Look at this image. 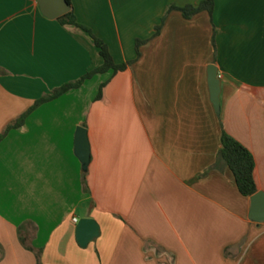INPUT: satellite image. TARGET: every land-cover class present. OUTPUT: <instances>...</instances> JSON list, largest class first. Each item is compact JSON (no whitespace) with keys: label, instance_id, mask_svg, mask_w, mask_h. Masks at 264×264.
Here are the masks:
<instances>
[{"label":"crops","instance_id":"0c3cea01","mask_svg":"<svg viewBox=\"0 0 264 264\" xmlns=\"http://www.w3.org/2000/svg\"><path fill=\"white\" fill-rule=\"evenodd\" d=\"M70 1L132 65L40 106L0 144V264H264V222L221 158L226 132L254 155L264 192V0H215L213 17L190 20L171 7L202 0ZM103 63L89 33L38 0H0V135ZM75 219L101 227L87 248Z\"/></svg>","mask_w":264,"mask_h":264},{"label":"trees","instance_id":"16d2710c","mask_svg":"<svg viewBox=\"0 0 264 264\" xmlns=\"http://www.w3.org/2000/svg\"><path fill=\"white\" fill-rule=\"evenodd\" d=\"M68 2L72 7L71 1L68 0ZM173 10L180 11L183 17L187 20H190L203 12H208L211 15V17H213L215 12V0H202L199 6H187L185 8L171 7L170 11ZM59 22L64 26H73L76 27L77 29H81L89 33V35L94 40L95 46L99 49L100 55L103 58L104 63L101 67L87 73L80 80L65 84L61 88L55 90L51 95L45 96L39 101H37L32 108H30L17 121L9 125L8 128L5 130V132L0 135V144L7 137V135L11 130L19 129L23 127L28 117L40 106L60 98L61 96L65 95L71 90L81 88L86 81L94 78L99 74H106L110 71H114V73L116 74L127 70L128 66L132 65V63H128L124 65L116 64L113 55L110 52L109 46L106 44V42L100 39L99 37H97L90 28L81 25L78 22L77 17L73 10L66 16L60 18ZM160 31H161V27L157 29V34ZM144 43L145 42L143 41L137 42V50L139 55H140V47ZM104 86L105 85H103L101 88L99 98H102L103 96ZM221 158L226 162L227 166L232 171L236 183L238 185L239 191L243 196L251 198L259 192V188L255 178L257 164L254 155L247 147H245L242 143H240L238 140H236L226 132H224L222 136ZM23 229L24 226L21 228V238H22V243L26 244V240L22 236Z\"/></svg>","mask_w":264,"mask_h":264},{"label":"water","instance_id":"95a60500","mask_svg":"<svg viewBox=\"0 0 264 264\" xmlns=\"http://www.w3.org/2000/svg\"><path fill=\"white\" fill-rule=\"evenodd\" d=\"M42 14L50 20H59L72 11L68 0H38ZM210 88L212 101L220 113V81L218 70L215 66L210 68ZM76 153L82 162L83 170L88 172L91 164V145L88 132L80 127L77 131ZM252 209L250 218L258 223L264 222V192H258L251 198ZM101 234V227L94 219H83L77 226V240L82 248L97 239Z\"/></svg>","mask_w":264,"mask_h":264},{"label":"built area","instance_id":"2783aa9c","mask_svg":"<svg viewBox=\"0 0 264 264\" xmlns=\"http://www.w3.org/2000/svg\"><path fill=\"white\" fill-rule=\"evenodd\" d=\"M74 222L77 224V223H78V220H77V219H75V220H74Z\"/></svg>","mask_w":264,"mask_h":264}]
</instances>
